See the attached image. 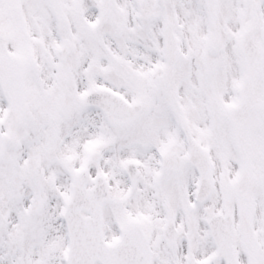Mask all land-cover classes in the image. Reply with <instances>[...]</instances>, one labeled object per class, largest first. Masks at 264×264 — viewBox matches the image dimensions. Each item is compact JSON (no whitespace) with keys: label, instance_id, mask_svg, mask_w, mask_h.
Here are the masks:
<instances>
[{"label":"rangeland","instance_id":"374dc122","mask_svg":"<svg viewBox=\"0 0 264 264\" xmlns=\"http://www.w3.org/2000/svg\"><path fill=\"white\" fill-rule=\"evenodd\" d=\"M64 1L66 6H69L65 24L59 28L54 25V30H49V33L52 32L50 37L53 48L47 45L46 51L33 53L32 56H36L34 66L27 67V72L30 73L29 78H31L29 81L30 106L45 104V101L47 104L54 103L56 91L52 88L43 91L39 89L38 84L42 82L43 85H48L59 75V72L56 74L53 65L56 67L59 63L56 48L64 37L71 40V48L68 58L70 67L68 79L61 84V87L66 89L62 93L66 91L68 94H62V99L67 114L73 117L72 124L76 122L77 117L73 110L77 109L76 98L93 86L113 87L126 99L142 102L144 113L140 120L143 119L152 124L157 122L163 111L170 113L172 102L168 95L169 88L176 89L178 105L183 115L188 123L197 129L199 140L212 151L214 187L210 200L203 206L206 209L205 212L211 214L225 209L233 214L236 205L235 189L246 184V182L241 184L237 180L245 178L246 173H249V177L255 183V186H252V192L254 188L258 190L254 196L252 194L248 196L249 208L253 212L259 237L264 239V73L256 83L249 84L238 50L239 37L236 34L243 11L246 16H254L259 26L264 25V14L261 15L259 12L258 0H255L256 4L253 0H226L224 5H220L221 15L217 24L219 31L216 32L219 38V49L213 55L210 53L208 19L200 0H193V2L184 0L191 2L188 6L183 3L187 12L182 8L173 7L175 4L173 0H166L162 4L156 0ZM102 1L108 4V12L95 29H90L88 26H91L93 14ZM137 11L140 12L139 19H137ZM163 41L169 44L166 54L168 59L164 60V64L162 58L166 52L165 48H162ZM172 45L175 46L174 49ZM203 50L206 53H203ZM176 51L178 53L175 55L173 52ZM40 54L48 55V58L53 60V65L49 60L46 61L41 56H37ZM221 60L224 67L219 64ZM28 61L24 60V63L28 65ZM206 61L209 64L208 67ZM94 66L97 70L93 69ZM158 66L165 67L161 70L164 73L152 74L151 71H155L159 68ZM165 76H168L170 80L162 81V77ZM64 107H61L62 110H65ZM244 108L247 114L242 113ZM52 112H55V109ZM148 115H150L149 121L146 120ZM93 116L89 115V118ZM101 117L96 116L95 122L89 119L86 121L95 126L101 121ZM25 118L15 126L14 130L17 132L14 134L15 138L20 137L25 131ZM136 124L129 127L127 131H136L137 127L134 128ZM78 131L79 128L70 132L72 134L68 144L71 147L73 144L75 148L77 146ZM156 131L160 132L158 125ZM127 139V136H120L119 140ZM239 139L244 141L242 149H238ZM138 141L132 138L130 140L132 145L125 147L124 142L121 141L117 145L110 144L109 146L113 147L106 149V152L113 153V163L110 164L103 158L102 164L117 179L118 164L122 157L133 155L144 164L142 157L147 146L138 144ZM25 146V144L20 146V155L17 150L12 152L13 147L9 149L3 161L4 164L2 163V172L5 171L4 168L9 170L17 163H23L24 170L34 177V166L24 155ZM124 150L128 153L124 154ZM239 150L242 152L240 153ZM258 150L261 153L260 157L257 154ZM68 154L72 159L64 162L62 158ZM109 161H112L111 157ZM67 163L70 168L77 164L75 153L62 151V154L50 165L44 163L37 169L39 172L43 169L49 172L50 175L46 176L51 177V182H54L57 188L50 197L43 194L41 198L43 205L41 212L49 215L52 220L50 222L48 218L46 219L43 241L48 250L55 251L56 257L59 255L58 250L56 252L58 245L56 234L61 231L55 221V214L59 207V199L65 198ZM2 180L7 181V189H12L14 183L13 177L7 178L5 174H0V194L3 193ZM113 184L119 185L113 191L114 201L104 207L103 213V232L107 239L113 236V224L124 220L121 215L124 216V206L127 204L124 193L126 184L123 178L121 177L117 182L113 181ZM43 185L41 184V187ZM143 194L145 192L141 189L139 195ZM24 198L23 196L22 199ZM1 199L0 196V205ZM26 201H23V204H26ZM0 211L6 231L13 229L16 233L14 236L19 237L18 232L23 228L25 215L20 214L19 218L16 211L11 212L4 208H0ZM240 230L241 221H238L235 229L236 248L239 247ZM5 241L0 234V264H9L2 258L5 256L3 254ZM33 242H37L36 236ZM50 244H52L51 248ZM33 252L34 250L31 251ZM36 254L39 258L41 257L40 251ZM38 262H41V259ZM49 264H55L54 259L49 261ZM57 264H60L59 260Z\"/></svg>","mask_w":264,"mask_h":264},{"label":"flooded vegetation","instance_id":"af4514ba","mask_svg":"<svg viewBox=\"0 0 264 264\" xmlns=\"http://www.w3.org/2000/svg\"><path fill=\"white\" fill-rule=\"evenodd\" d=\"M17 3V7L14 6L13 4ZM12 1V0H0V14L7 16L8 14H11L12 10L15 9L17 11V14L20 18V27L23 29L24 26L31 28L33 26L36 25L37 21L32 22L31 20L34 21L35 16H37V13L40 12V17H42L41 19L43 20V22L46 21L48 14V8L44 5H38L37 0H16ZM20 10L24 12V18L26 20L23 19V17L20 14ZM45 11V12H44ZM29 30V29H27ZM14 32V30L10 27H7L5 30H3V32H0V36H6V35H10ZM11 65V63H8V66ZM87 136L85 134L82 135V139L81 142L82 144H84L87 141ZM155 147L154 146H150L148 147L145 151H144V160H145V168H144V178L148 181L149 185L153 184L152 182L154 181L155 175H154V169H155V160H156V156L155 154ZM167 154H163V156H166ZM97 165L93 164V170H96L97 166L98 169L101 168V164H100V159L96 160ZM162 168H164L162 166ZM165 169V168H164ZM175 179H178V177H174ZM174 183L177 184L178 186L181 185V182H179V180H174ZM180 191H182V188H179ZM169 201V197H166V195L163 196V205H161V208H164V202L165 200ZM139 207L135 206V210L138 211ZM149 212H151V214L154 217H158L157 209L155 206H151V208L149 209ZM173 215L175 216V213H173ZM173 216V217H174ZM180 215H176V217H179ZM144 217H147L146 214L142 213V216L140 219H138L140 221L141 226L147 230L148 235H149V239H150V243L152 244V258L158 262L161 261V259L163 260H167L169 262V264H182L183 261L185 260V255L190 253L191 257L194 258V260L197 261L196 257H197V247L195 244H193L192 240L193 237H178V239L176 238V241L174 243L173 248H169V246H167L164 242H163V246L160 245V238H157V236L153 235V240H154V244L155 247L153 249V243L151 242V238L150 235L152 233V231L154 230L153 228L155 226H150L147 225L144 221ZM185 218H186V226L190 227L192 225V220L190 218V216L188 214H185ZM175 221L176 218L174 217ZM179 228H178V232H179ZM189 235L191 234L190 231L187 232ZM168 248H166V247ZM170 249V251H168ZM197 264V263H194Z\"/></svg>","mask_w":264,"mask_h":264},{"label":"water","instance_id":"95a60500","mask_svg":"<svg viewBox=\"0 0 264 264\" xmlns=\"http://www.w3.org/2000/svg\"><path fill=\"white\" fill-rule=\"evenodd\" d=\"M247 54V52H246ZM248 57V56H247ZM252 64V63H251ZM95 96H102L103 98H106L107 102L106 104L97 103L100 106H105V108L108 110V114L110 116L113 115V118L118 122H125L131 119L136 115V113L139 111V107L136 105V107L132 106V104L125 103L119 96L109 93V92H102V91H93L86 95V98H88V102H92V100H96ZM113 100V107L111 106V101ZM112 109V110H111ZM1 143V140H0ZM70 213H72L74 216H70L67 219L68 227H69V234L71 239V252H70V260L72 261L76 260V264H91L90 261L95 258L97 255L96 251H101V253H104L105 256H110L109 250H112L113 246L103 245L99 239H98V232L96 227L89 226L88 232H92L93 236L91 235L90 239H83L81 237V226L79 224L78 217H75L77 215V211L73 208H71ZM212 228V234L216 238L217 243L222 247L225 245L222 241H219L220 237L223 236L224 233L229 234V228L227 226V223L225 221H222L220 219H216L212 225L210 224ZM90 234V233H89ZM122 253L120 252L119 258H122ZM231 256V253H230ZM233 263L234 259L232 258Z\"/></svg>","mask_w":264,"mask_h":264}]
</instances>
